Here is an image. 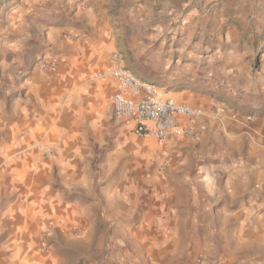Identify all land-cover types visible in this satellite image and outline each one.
I'll return each mask as SVG.
<instances>
[{"label": "rangeland", "instance_id": "1", "mask_svg": "<svg viewBox=\"0 0 264 264\" xmlns=\"http://www.w3.org/2000/svg\"><path fill=\"white\" fill-rule=\"evenodd\" d=\"M91 40L204 95L184 156L114 112ZM0 264H264V0H0Z\"/></svg>", "mask_w": 264, "mask_h": 264}, {"label": "built area", "instance_id": "2", "mask_svg": "<svg viewBox=\"0 0 264 264\" xmlns=\"http://www.w3.org/2000/svg\"><path fill=\"white\" fill-rule=\"evenodd\" d=\"M115 61L108 67L107 74L113 79L115 89L111 102L115 113L123 118L135 120V131L151 134L160 142L174 137L197 136L202 124H196L203 116L201 107L177 101L165 96L153 83L141 80L113 55ZM152 124V128L146 126Z\"/></svg>", "mask_w": 264, "mask_h": 264}, {"label": "crops", "instance_id": "3", "mask_svg": "<svg viewBox=\"0 0 264 264\" xmlns=\"http://www.w3.org/2000/svg\"><path fill=\"white\" fill-rule=\"evenodd\" d=\"M60 41H61V46H62V44H64L63 42H65V39H62ZM92 41L93 40H91L89 42L88 47L83 46V50L81 51L83 54L87 53V62H88V64L90 62H93V64L96 65V66H105V65L112 64L115 61V59L113 57H111V55L107 54V45L105 43H103V45L100 46V50H98L97 46L95 45V41H93V42ZM117 54H118L119 62H121L132 73V75H134L135 77H137V78H139L141 80L150 82L149 80H146V79H143V78L139 77L138 74L131 68V65L125 63L124 59L122 58V55L119 54V53H117ZM128 63H130V62L128 61ZM158 88L160 89V87H158ZM114 89H115V83L112 81V92H113ZM174 90H176L175 87H171L170 90L168 91V93L173 94L172 96L178 98L180 102L191 104V105H194V106H198V107H201L202 109L204 108V106L206 107L209 104L208 100L203 98L204 95H202L199 92L198 93H193V92H190L188 89H183V90L178 91V92H174ZM112 92H111V94H112ZM84 102H85L84 103L85 106H89V104H90L89 100H85ZM110 103H111V106L113 108V105H112V102H111V97H110ZM113 110H114V108H113ZM121 118H123V117H121ZM123 119L126 120L128 122V124H130V127L132 128V130L134 131L136 136L139 137L140 140L142 138H145V137H152L153 136L151 134V132L146 133V134L137 133L135 131V120L134 119H132V118H123ZM228 121H229L228 117H221L216 122H214V125L212 127L215 128V129H220L221 132L224 135H226L228 140L235 141L236 138H238V135L236 134V132L234 131L232 125L229 124ZM196 124H202L204 126V128H203L204 130H205V126L206 125H212V124H210V121H208L206 119L205 116H202L199 119V121L195 123V125ZM146 126L149 127L150 129L152 128V124L150 122H146ZM252 127L256 129L255 131H258L257 130L259 128L258 126L256 127L255 125H253ZM210 131H211V127H209V129H207V131H206L207 133L203 134V136H206L207 134L210 135L211 134ZM136 136L135 137L134 136H130V138L132 140H135V141L139 140ZM183 139H185V138H183V137H174V138H171L169 140L170 141V145H169V148H167V149L171 153L172 156H174V155L184 156V154L188 151L189 145L185 144ZM202 176H203V174H202Z\"/></svg>", "mask_w": 264, "mask_h": 264}]
</instances>
